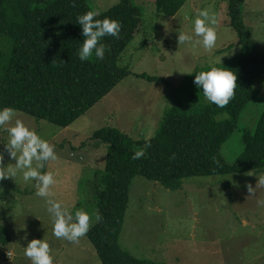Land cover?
I'll list each match as a JSON object with an SVG mask.
<instances>
[{"label": "rangeland", "instance_id": "rangeland-1", "mask_svg": "<svg viewBox=\"0 0 264 264\" xmlns=\"http://www.w3.org/2000/svg\"><path fill=\"white\" fill-rule=\"evenodd\" d=\"M120 1L89 3L100 14ZM133 1L144 16L141 32L119 60L121 67L131 71L129 77L68 128L17 111L3 126L0 171L17 166L19 152L11 155L15 149L9 147L8 133L16 120L53 146L57 157L40 169L51 172L56 180L51 197L37 196V182L24 181L19 170L15 177L0 181V223L11 235L10 244L2 249L10 253L7 264H31L25 247L34 239L49 243L53 264H102L87 234L78 242L53 235V214L47 211L51 205L46 201L60 202L73 216L77 210L86 211L90 227L94 226L108 145L93 140V133L113 127L135 140L154 138L172 109L198 113L210 104L193 82L196 71L245 54L236 32L224 23L228 20L227 0H185L174 17L158 13L155 0ZM202 9L218 21L216 46L210 51L195 43L199 38L194 35V20ZM243 15L251 40L264 53V0H246ZM180 31L192 35L193 41L179 44ZM142 74L159 80H145ZM254 87L259 96L250 105L264 104V75ZM258 115L253 109L242 115L240 129L222 147L228 162H235L242 154V129L254 128ZM262 178L264 172L259 171L194 177L186 179L181 189L168 190L158 182L136 177L120 237L122 248L148 264H264Z\"/></svg>", "mask_w": 264, "mask_h": 264}, {"label": "trees", "instance_id": "trees-1", "mask_svg": "<svg viewBox=\"0 0 264 264\" xmlns=\"http://www.w3.org/2000/svg\"><path fill=\"white\" fill-rule=\"evenodd\" d=\"M227 1L228 20L224 23L236 32L245 54L192 75L194 82L195 75L211 67L234 71L237 87L225 108L210 103L198 113L172 109L149 140H135L113 127L92 135L93 140L108 145L102 189L97 192L101 219L86 233L102 264H148L126 252L120 243L136 177L179 190L189 178L264 172V104L250 105L259 96L254 85L264 75V53L251 40L245 24L246 0ZM155 4L158 13L174 17L185 0H155ZM89 10L94 11L89 0H0V110L12 108L68 128L132 74L128 67L119 65V60L142 30L143 9L133 0H121L98 14L95 19L119 21L120 36L103 39L107 49L103 60L93 54L81 62L77 52L83 37L76 17ZM140 77L159 80L146 74ZM250 109L259 114L256 125L242 129L244 150L230 163L222 147L240 129L242 115ZM220 116L223 118L219 120ZM2 129L0 126V133ZM137 151H143L144 156L134 160ZM10 242L8 228L0 223V247ZM5 258L0 252V260Z\"/></svg>", "mask_w": 264, "mask_h": 264}, {"label": "clouds", "instance_id": "clouds-1", "mask_svg": "<svg viewBox=\"0 0 264 264\" xmlns=\"http://www.w3.org/2000/svg\"><path fill=\"white\" fill-rule=\"evenodd\" d=\"M98 15L96 11H87L83 15L76 17V24L82 29V46L77 52L81 62L88 61L93 54L100 60L104 59L106 45L102 42L106 36L119 38L122 25L117 20L105 18L103 20L95 19ZM218 21L215 15H211L209 10H198L194 20L195 43L202 44L204 49L212 50L217 42L216 25ZM180 43L193 41V36L183 31L178 33ZM194 84L199 90H202L203 97L209 103L215 104L219 108H225L234 97L237 87V74L226 67H211L210 70L201 71L195 75ZM15 115L12 108L0 110V126H4ZM227 117V113L223 114ZM10 140L9 147L15 149L12 156H18L16 168H8L6 171H0V181L15 177L18 170L22 172L24 181L35 180L37 192L36 195L41 198L52 196L51 188L56 180L51 172L42 173L40 169L44 167L45 162L55 160L57 157L53 146L42 139L35 131L30 130L25 124L16 120L15 126L8 130ZM144 156L143 151H137L132 159L139 160ZM36 166L33 167V161ZM264 184V178L259 181ZM253 189L249 186V192ZM46 204L51 207L47 211L53 214L52 233L57 239H64L70 242H78L90 228V215L84 210H77L73 216L69 210L62 206L60 202L48 199ZM101 217L96 216L99 221ZM75 221L70 223V221ZM25 255L31 260V264H53L55 257L51 254L49 243L44 239H34L25 247Z\"/></svg>", "mask_w": 264, "mask_h": 264}, {"label": "crops", "instance_id": "crops-1", "mask_svg": "<svg viewBox=\"0 0 264 264\" xmlns=\"http://www.w3.org/2000/svg\"><path fill=\"white\" fill-rule=\"evenodd\" d=\"M3 248L2 247H0V252L2 253L3 252V250H2ZM3 253H5V252H3ZM6 254V258L5 259H3V260H0V264H7V259H8V256H9V254L10 253H5Z\"/></svg>", "mask_w": 264, "mask_h": 264}]
</instances>
